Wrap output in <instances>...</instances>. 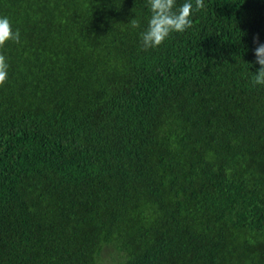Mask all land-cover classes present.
I'll return each mask as SVG.
<instances>
[{
    "label": "trees",
    "instance_id": "obj_1",
    "mask_svg": "<svg viewBox=\"0 0 264 264\" xmlns=\"http://www.w3.org/2000/svg\"><path fill=\"white\" fill-rule=\"evenodd\" d=\"M204 3L0 0V264H264V0Z\"/></svg>",
    "mask_w": 264,
    "mask_h": 264
},
{
    "label": "clouds",
    "instance_id": "obj_2",
    "mask_svg": "<svg viewBox=\"0 0 264 264\" xmlns=\"http://www.w3.org/2000/svg\"><path fill=\"white\" fill-rule=\"evenodd\" d=\"M151 16L147 29L141 33V43L144 50L161 45L172 32H184L193 26L191 19L193 14V0L185 2L177 9L176 0H147ZM195 10L205 7L204 0H194ZM176 9V10H174ZM133 29L140 27L139 19L130 20ZM19 43V29L13 31L12 24L7 17L0 18V47L6 42ZM255 63L260 67L253 75L252 84L264 85V43L259 42V37H253ZM8 63L3 54H0V86L4 85L8 78Z\"/></svg>",
    "mask_w": 264,
    "mask_h": 264
}]
</instances>
